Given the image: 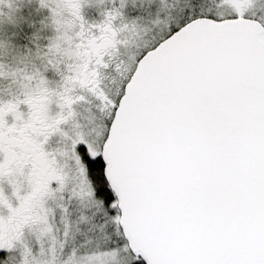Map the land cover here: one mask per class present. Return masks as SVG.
Segmentation results:
<instances>
[{"label": "snow or ice", "instance_id": "1", "mask_svg": "<svg viewBox=\"0 0 264 264\" xmlns=\"http://www.w3.org/2000/svg\"><path fill=\"white\" fill-rule=\"evenodd\" d=\"M0 264H264V0H0Z\"/></svg>", "mask_w": 264, "mask_h": 264}]
</instances>
